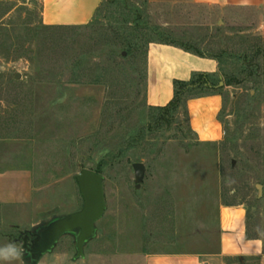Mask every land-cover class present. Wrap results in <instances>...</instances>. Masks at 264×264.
<instances>
[{
  "label": "rangeland",
  "instance_id": "374dc122",
  "mask_svg": "<svg viewBox=\"0 0 264 264\" xmlns=\"http://www.w3.org/2000/svg\"><path fill=\"white\" fill-rule=\"evenodd\" d=\"M13 3L0 4V174L22 183L16 201L0 203V249L22 255L0 264H34L25 237L83 209L85 169L105 178L97 236L78 257L76 236L66 234L38 264L215 253L221 205H244L250 236L264 242V5L103 0L91 24L46 31L40 0ZM161 38L224 52L220 143L197 142L183 110L151 126L145 49ZM135 164L146 167L140 188Z\"/></svg>",
  "mask_w": 264,
  "mask_h": 264
},
{
  "label": "crops",
  "instance_id": "0c3cea01",
  "mask_svg": "<svg viewBox=\"0 0 264 264\" xmlns=\"http://www.w3.org/2000/svg\"><path fill=\"white\" fill-rule=\"evenodd\" d=\"M18 0H0L16 2ZM194 5L221 10L260 8L264 0H189ZM41 17L45 26L83 27L91 24L103 0H40ZM216 60L201 58L181 48L152 43L147 53L146 101L150 107L168 106L175 96V81H190L193 74L219 75ZM191 130L197 142L218 144L223 140L224 127L220 120L223 97L213 94L188 102ZM0 174V203L18 198L17 176L7 183ZM22 180V177L19 178ZM10 180V179H9ZM248 214L244 205H221L218 211V249L215 253L176 252L149 254L145 264H225L227 258H260L264 264V242L248 238Z\"/></svg>",
  "mask_w": 264,
  "mask_h": 264
},
{
  "label": "water",
  "instance_id": "95a60500",
  "mask_svg": "<svg viewBox=\"0 0 264 264\" xmlns=\"http://www.w3.org/2000/svg\"><path fill=\"white\" fill-rule=\"evenodd\" d=\"M16 79L20 80L21 76L17 75ZM134 170L137 187L140 188L146 177V167L143 164H135ZM77 182L84 199L83 209L51 223L36 235L31 244H28L29 236H26L23 249L28 250L30 246L28 253L32 256L34 264H38L43 256L51 253L61 237L66 234L76 236L78 257L85 256V246L97 236V224L107 210L105 178L96 171L85 169L77 178ZM257 189L262 196L263 186L258 185Z\"/></svg>",
  "mask_w": 264,
  "mask_h": 264
},
{
  "label": "trees",
  "instance_id": "16d2710c",
  "mask_svg": "<svg viewBox=\"0 0 264 264\" xmlns=\"http://www.w3.org/2000/svg\"><path fill=\"white\" fill-rule=\"evenodd\" d=\"M0 4H14V3L13 2H0ZM72 28H76V27H51V26L43 25V29L46 31H52V30H57V29H72ZM152 43H154V41H149L145 49V71H144L145 84L147 81V53H148L149 46ZM157 43L181 48L184 51L195 54L201 58H209V59L216 60L219 63V66L223 62L222 55L224 54V52H221L220 54L208 52L209 54H207L206 52L201 50L196 44L193 45V44H189L183 41L172 42V41H169L163 38H161ZM126 46L131 51L136 52L139 50V47L133 43H128ZM220 83L221 81L219 80L217 75L201 74V73L193 74L190 81H175L174 83L175 96H174L173 101L168 106L163 107V108L150 107L146 101V107L148 110V119H149L151 126L153 127L154 125H159L160 122L163 119H165L166 116L171 115L172 117H175L180 112V110H183L187 118L188 128L192 132L191 127H190V122H189L188 108H187L188 102L192 99L202 98V97H206V96L213 95V94H220V91L224 89L223 86L222 87L220 86ZM230 85H232V80H226L225 86H230ZM156 114H159V116H156ZM122 153L123 152L120 151V153H118V155L115 156L114 158L121 157ZM97 173L101 174L100 171H97ZM247 236L248 238H253V239L255 238V237L250 236L249 229L247 231ZM225 261H226V264H246L248 262L249 264L251 262H254L256 264H261L260 258H227Z\"/></svg>",
  "mask_w": 264,
  "mask_h": 264
},
{
  "label": "clouds",
  "instance_id": "9594fccd",
  "mask_svg": "<svg viewBox=\"0 0 264 264\" xmlns=\"http://www.w3.org/2000/svg\"><path fill=\"white\" fill-rule=\"evenodd\" d=\"M22 252L15 246H9L8 248L0 249V258L3 259H19Z\"/></svg>",
  "mask_w": 264,
  "mask_h": 264
},
{
  "label": "flooded vegetation",
  "instance_id": "af4514ba",
  "mask_svg": "<svg viewBox=\"0 0 264 264\" xmlns=\"http://www.w3.org/2000/svg\"><path fill=\"white\" fill-rule=\"evenodd\" d=\"M26 238V237H25ZM35 239V237H31L29 236V239H28V244H31L33 242V240ZM25 240V239H24ZM28 250H31L30 246H28Z\"/></svg>",
  "mask_w": 264,
  "mask_h": 264
}]
</instances>
